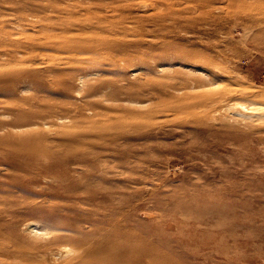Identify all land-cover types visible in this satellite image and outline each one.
<instances>
[{
  "label": "rangeland",
  "instance_id": "374dc122",
  "mask_svg": "<svg viewBox=\"0 0 264 264\" xmlns=\"http://www.w3.org/2000/svg\"><path fill=\"white\" fill-rule=\"evenodd\" d=\"M0 264H264V0H0Z\"/></svg>",
  "mask_w": 264,
  "mask_h": 264
},
{
  "label": "bare ground",
  "instance_id": "6f19581e",
  "mask_svg": "<svg viewBox=\"0 0 264 264\" xmlns=\"http://www.w3.org/2000/svg\"><path fill=\"white\" fill-rule=\"evenodd\" d=\"M72 251H74L75 253H78V254H80L78 257L79 258H83V257H91V256H97V254L98 253H101V251H102V249H95V248H93V249H89V248H87V247H85V246H80V247H77V248H73V249H71V248H68V246L67 247H63V248H61L60 249V252L63 254V253H69V252H72ZM60 253V254H61ZM82 253V254H81ZM64 255V254H63ZM63 257V256H62ZM60 258V257H59ZM54 259V258H53ZM58 261V260H57ZM52 262V261H51ZM53 263V262H52Z\"/></svg>",
  "mask_w": 264,
  "mask_h": 264
}]
</instances>
